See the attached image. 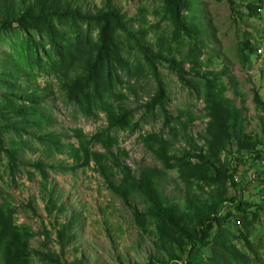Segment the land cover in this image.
<instances>
[{
    "label": "rangeland",
    "instance_id": "1",
    "mask_svg": "<svg viewBox=\"0 0 264 264\" xmlns=\"http://www.w3.org/2000/svg\"><path fill=\"white\" fill-rule=\"evenodd\" d=\"M187 1L176 14L167 0H0V264H264L254 172L264 170V52L246 59L264 12L251 17L250 0ZM23 6L33 17L9 20ZM89 72L79 102L69 99ZM214 109L226 127L238 113L261 151L238 188L219 160L232 172L239 131L221 142ZM143 171L154 200L133 183ZM239 188L245 212L214 220Z\"/></svg>",
    "mask_w": 264,
    "mask_h": 264
},
{
    "label": "trees",
    "instance_id": "2",
    "mask_svg": "<svg viewBox=\"0 0 264 264\" xmlns=\"http://www.w3.org/2000/svg\"><path fill=\"white\" fill-rule=\"evenodd\" d=\"M167 3L169 4L168 6L171 8L172 11H175L176 14H180L181 11H183L185 8H187L188 5V1L187 0H167ZM249 13L252 16H256L259 14V12L257 11V8L254 4H250L249 5ZM27 7L23 6L22 8H18L16 10V12H12L11 18H9V20H14L15 22H19L21 23L22 20L24 18H28V17H33L34 14H30L35 12V10H27ZM78 12V11H77ZM73 14H75L73 12ZM78 15V14H77ZM111 15H114L113 17L115 19H118V23H120L123 19L122 15H120V13L114 12L111 13ZM36 16V13H35ZM39 17H44V15L42 13L38 14ZM88 15H86L85 20H88ZM8 21H5V25L4 22L0 21V29L5 27L7 25ZM256 50V48H252V46L250 45V53L247 55V60L250 59V54L254 53ZM146 55L148 56V54L152 53L150 49L146 48ZM156 56V55H154ZM161 56V55H159ZM149 57V56H148ZM157 57V56H156ZM162 57V56H161ZM155 64V63H153ZM155 66V65H154ZM172 68H176V66L173 64ZM181 72H184L185 74L188 73L186 70L181 69ZM93 76V72H89V74L85 77H81L76 79L75 81H73L71 83V85H69L68 87V97L69 99L72 100H77L79 102V97L81 94H83L90 86V81H91V77ZM255 98L256 101L263 104L264 105V97L260 96L257 92H255ZM162 101V90L161 88L158 90V93L155 95V99L153 100V102H151V104L153 105V103H156V101ZM25 111V110H24ZM211 117L213 118V121L217 124V126H215V129L217 131V135L219 140L222 142L223 139H231L234 137L235 133L231 134L234 131H239V134H237L236 139L233 142H230V146L233 148H236V150L238 151V158H237V163L233 166L232 172H229V170L225 169L224 167V163H222L220 160V168L222 170V174H224V176L226 178H228L231 181L232 186H235V188H238V186L242 185L244 183V179L245 180H249L250 175H248L251 171V168H253L254 166H256L259 161L260 157V150L258 148V142L253 141V138L250 134L248 133H244L242 132L241 128L237 127L238 125V113L234 115V120L231 121L230 118V123H228V127L225 126V122L223 120V115L220 111H218L217 109H214L211 111L210 113ZM121 120L123 119V116H121L120 118ZM191 153H188L186 156H184L183 158H181L179 160V162L183 163L186 161V159H189L191 157ZM202 160L204 162H206V158L205 156H202ZM172 159H167L165 160L166 166L171 168L173 167L174 163L171 162ZM262 162L260 164H258L256 166V168L254 169V172L258 175L261 176L262 179H260L262 181L263 186H261V188H257V190H261L259 191V193H262V191H264V170L261 168L262 166ZM39 168H42L41 164L39 165ZM239 166H242L243 170H242V178L239 182H237L235 180V174L239 173V171L237 170V168ZM239 169V168H238ZM234 170H236L234 172ZM141 174V178H140V182H133L136 183L144 192L145 194L152 200H154L157 190L154 188L153 183H152V173L148 172V171H143ZM239 183V184H238ZM241 191L242 189H236L235 190V195L230 196L229 198H227L226 200L223 201V207H219V208H214V211L212 213V215H214V220L220 219L221 221L224 220H234V210H240L245 212L244 207H243V202L241 201ZM261 195V194H260ZM259 195V203L256 204V206H258V209L260 212H264V200L261 198V196ZM158 196V193H157ZM230 207L228 209V211L224 210L226 207ZM235 208V209H234ZM234 212H233V211ZM161 212L163 214V216H165V218L167 219V221L173 226L176 227L178 226L176 223L175 218L173 217V213L169 210V209H164L161 207ZM255 216V215H254ZM213 218H210V220H207L205 217L202 220V224L200 226H198L197 228V233H199L198 235H196L194 238L191 239V245L193 246L196 241H200L201 240V234L204 231L202 228H200L201 226H204L205 228H207L209 226L208 221H212ZM235 221V220H234ZM216 222V221H214ZM200 236V237H199ZM14 244V243H13ZM13 246V245H12ZM11 246V247H12ZM8 250L10 249V246L7 247ZM190 252V251H189ZM184 255L189 256L188 251L183 252ZM17 258V257H16ZM188 258V257H187ZM187 261V259H186ZM15 263V262H14ZM16 264V263H15Z\"/></svg>",
    "mask_w": 264,
    "mask_h": 264
},
{
    "label": "built area",
    "instance_id": "3",
    "mask_svg": "<svg viewBox=\"0 0 264 264\" xmlns=\"http://www.w3.org/2000/svg\"><path fill=\"white\" fill-rule=\"evenodd\" d=\"M257 8V11L259 13H263L264 12V0H251ZM261 44L259 45V48L257 49V54L262 55L264 52V39L261 38ZM235 180L239 181V176L235 175ZM261 198L264 200V191H262V193H260Z\"/></svg>",
    "mask_w": 264,
    "mask_h": 264
},
{
    "label": "clouds",
    "instance_id": "4",
    "mask_svg": "<svg viewBox=\"0 0 264 264\" xmlns=\"http://www.w3.org/2000/svg\"><path fill=\"white\" fill-rule=\"evenodd\" d=\"M251 1V0H250ZM251 4H254V3H252V1H251ZM255 5V4H254ZM259 14H261V13H259ZM263 14V13H262ZM261 41H259L258 42V44L260 45L261 43H260ZM259 48V46H257V49ZM257 49L255 50V55H256V57H259L260 55L259 54H257Z\"/></svg>",
    "mask_w": 264,
    "mask_h": 264
}]
</instances>
